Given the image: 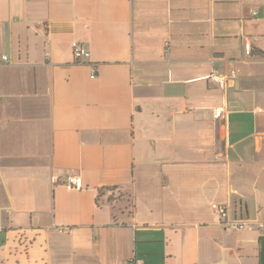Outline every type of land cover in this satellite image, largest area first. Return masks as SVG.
I'll return each mask as SVG.
<instances>
[{
  "label": "crops",
  "instance_id": "crops-1",
  "mask_svg": "<svg viewBox=\"0 0 264 264\" xmlns=\"http://www.w3.org/2000/svg\"><path fill=\"white\" fill-rule=\"evenodd\" d=\"M0 53V264H264V0H0Z\"/></svg>",
  "mask_w": 264,
  "mask_h": 264
},
{
  "label": "built area",
  "instance_id": "built-area-1",
  "mask_svg": "<svg viewBox=\"0 0 264 264\" xmlns=\"http://www.w3.org/2000/svg\"><path fill=\"white\" fill-rule=\"evenodd\" d=\"M72 50L73 54L75 56V59L79 62L87 61L90 56L91 52L85 47L83 43L76 40L72 43ZM10 62V57L7 54L0 53V64H6ZM234 71L231 72V76H234ZM97 76V69L94 67L91 73V77ZM209 79H211L213 82L219 84V85H226L229 82L228 75H223L219 73L218 71H213L208 76ZM217 117H220L224 115L223 109H218L216 111ZM63 181L71 188H77L79 185L78 178L75 175H67ZM215 212L223 219H226L224 224L229 228H235V229H242L245 227V222L233 220L229 216V207L224 204H217L214 206ZM259 227L264 228V222L259 221L257 223ZM125 264H138V260L134 257L129 258Z\"/></svg>",
  "mask_w": 264,
  "mask_h": 264
}]
</instances>
